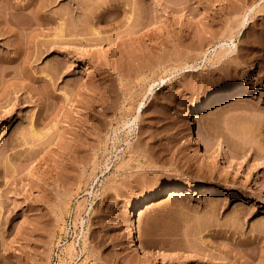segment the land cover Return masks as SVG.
<instances>
[{"label":"rangeland","instance_id":"1","mask_svg":"<svg viewBox=\"0 0 264 264\" xmlns=\"http://www.w3.org/2000/svg\"><path fill=\"white\" fill-rule=\"evenodd\" d=\"M39 1L0 0V264H264V0Z\"/></svg>","mask_w":264,"mask_h":264},{"label":"bare ground","instance_id":"2","mask_svg":"<svg viewBox=\"0 0 264 264\" xmlns=\"http://www.w3.org/2000/svg\"><path fill=\"white\" fill-rule=\"evenodd\" d=\"M40 2V1H39ZM42 3H44L45 1H41ZM41 2H40V4H38V7H37V10L40 12H42V9H43V7H44V5L46 4H41ZM47 3H48V1H47ZM43 5V6H42ZM41 6H42V9H41ZM36 10V11H37ZM37 11V12H38ZM44 13V12H43ZM14 14H15V12H14ZM40 14V13H39ZM26 15V14H25ZM25 19V18H24ZM28 19V18H27ZM31 19H33V18H31ZM15 20V19H14ZM14 20H12V18L10 17L9 19H7V21L10 23V24H14V25H17L18 27H23V28H26V27H30L32 24H33V22L31 23V22H27V21H21L20 20V23H18V22H15ZM23 20V19H22ZM28 20H30V19H28ZM32 21V20H31ZM8 24V23H7ZM201 24H203L202 22H201ZM59 31H60V29H59ZM135 32H136V30H134ZM137 33V32H136ZM144 34V32L142 33V36H145V34ZM138 35V34H137ZM136 35V36H137ZM149 35V34H148ZM141 36V35H140ZM139 36V37H140ZM147 36V35H146ZM138 37V36H137ZM181 38H182V40H188V39H191L192 38V35L189 33V32H183L182 34H181ZM138 40V39H137ZM219 53V55H220V52H218ZM218 53H217V55H218ZM224 53H226V51H224L223 50V52H221V54L223 55ZM218 55V56H219ZM221 56V55H220ZM221 96H214V97H212V98H210L209 100H207V102L205 103V106H204V109H202L200 112H202V114H200V115H205L207 112H209V111H211L212 110V108L215 106V105H217L218 103H221L222 101H228L227 102V104H235V103H238V102H241L247 95H248V90H246V89H240V90H235V91H229V93L227 92V93H225V94H220ZM230 100V101H229ZM141 105H142V103H140L139 104V106L138 107H141ZM139 109V108H138ZM207 110V112H203V111H206ZM196 109H192L191 110V112H190V114H188V115H190L188 118L190 119V121H188V128L190 129L191 127V118L193 117V115H194V113H196ZM200 112H197V113H200ZM30 128H31V130H32V133L33 134H35V132H33V128H32V124H31V122H32V119H33V113L30 115ZM185 188L187 189V191H190V189L192 188L191 186H185ZM183 189V186H180L179 188H177V187H174V188H170V190H169V196H173V195H176V194H178V191H180V190H182ZM166 189H163V190H161V191H159L158 193H156V194H150V195H145V196H143V198L141 199V201L138 203V204H134L133 206H132V210L136 207V206H138V207H144V205L146 204V203H148V201H150L151 199H153V198H156V197H159L160 195H162V193L165 191ZM204 192L206 193L205 195H210L211 193H214V192H216V190H213V189H204ZM209 197V196H208ZM76 217V216H75ZM80 218V217H79ZM128 240H129V245L130 246H132V247H134V248H137L138 250L140 249V251L142 252V254L143 255H148L147 254V252H146V250L145 249H143L141 246H140V244H138V241H137V239H136V234H135V230H134V228L132 227L131 229H130V231H129V234H128ZM65 248V250H67V253L69 254V252L72 250V248H73V245H72V243L71 242H69V243H67L66 244V246L64 247ZM148 257V256H147Z\"/></svg>","mask_w":264,"mask_h":264}]
</instances>
